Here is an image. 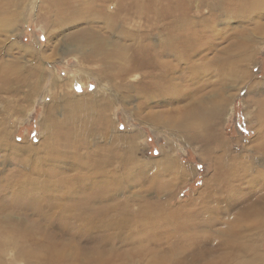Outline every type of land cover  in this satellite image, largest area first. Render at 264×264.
<instances>
[{"label":"rangeland","instance_id":"1","mask_svg":"<svg viewBox=\"0 0 264 264\" xmlns=\"http://www.w3.org/2000/svg\"><path fill=\"white\" fill-rule=\"evenodd\" d=\"M192 1L194 5L201 2L200 0ZM185 5H191V3L186 1L183 6ZM2 7L0 9V59L13 60L20 58L22 62H27L29 67L37 64L40 66L36 58L30 56L31 53L28 51L22 53L21 49H18V46L38 47L45 56L42 67H45L50 73L47 81L43 83V85L45 84L44 90L34 99H31L33 100L31 103L24 100V102L20 101L25 98L23 96L27 88L21 92H0V129L2 130L4 126L7 127L10 133L12 132L10 134L12 141H15L16 137V142L20 145L19 153L16 156L11 155L10 160L8 159L10 154L7 151L0 150V178H2L0 183L2 185H7V182H4L7 180L4 177L6 174L17 170L29 176L32 169L43 168L44 157L49 151H60L54 149L57 142L56 137L49 144L46 143L45 139L50 134V128L41 125L45 106L53 104L51 101L52 93L48 89L45 90V88L50 84L51 76L58 77L59 81L66 80L70 82L72 80V91L76 94L66 96L71 91L70 87L67 88V91L64 90L65 95H63V90H59L62 95L55 96L57 97L55 99L57 106L53 110V117L49 125L59 123L55 129L58 130L57 132L61 136L59 137L60 140L65 134L64 131L68 130L67 124L73 123L76 125L70 131L76 134L80 133L86 141L87 138L89 139L87 141L88 145L80 148V154L85 155L88 151L97 150L98 153H96L95 159L107 164L104 170L109 176L117 177L126 173L130 169V164L133 165L132 170L135 172L130 177L129 174H124L119 177V180L114 177L111 181L110 177V183L112 182L111 185L117 189V193L112 192L111 195L113 196L106 201L97 200L93 207L99 208L106 205L110 208L108 211L110 213L113 211L112 207H115L118 201L129 199L130 206H133L131 211L135 213L138 204L143 201L162 204L169 198L168 213L169 219L172 220L165 224H170L167 228L169 232H161L156 236L146 233L144 235L143 232H139L143 236L138 235L139 237H134L135 239L132 241L128 239L131 237H128L129 235L124 231L107 233L106 237L110 241L105 248L111 249L108 251L107 257H110L112 254L110 252L115 248L120 252L118 255L128 253L135 257L133 260H128V258L123 264H148V262L153 261L154 252L157 250L162 252H157V257L165 254L169 255L166 252L170 250L169 245L171 243L173 245L172 236H175V234H186L187 236L183 235L187 240L185 249H194L200 244V241L194 239L192 242L191 230H199L197 234L200 235L205 250L216 249V254L218 252L226 254L229 251L228 246L231 244L243 246L250 248V250L253 249L249 254L251 255L252 264H264V153L256 151V146L264 141V126L261 124L264 119L260 118L261 121L256 120L259 107H261V104L264 107V7L257 9L260 12V15L257 16H254L257 13L250 15L247 12L244 16H235L240 11L235 10L233 7H226L223 4L224 13L217 16L218 19L216 16V18L212 17V20L215 21L210 23L211 31L203 34L204 36H210V34L214 36L207 37L208 39L205 37L197 58L205 56L204 60H211L216 57L223 59L228 56V53H235L233 58L237 60V68L246 67V71L242 69H240L241 72L238 71V78L235 77L232 82L229 81L231 78L225 74V78L218 79L220 77L219 73H221V65L213 66L208 71L209 74L205 73L203 75L206 77L204 78L206 89L204 88L205 91L200 92V94L205 93L204 103L206 108L213 105L216 108H225L216 122H218L217 128L220 141H225L228 150L217 149L215 156L208 155L201 148V145L191 144L177 129H172L162 123H152L150 121L144 123L134 110V107L139 103L138 99L125 103V110H121L120 104L122 105V103L111 104L109 111H106V116L110 120L111 118L115 119V127L110 126L103 131L99 129L103 128V125L100 123L101 119L98 114L93 112V98L89 94L96 90L97 77H102V75L97 72L98 65L83 60V57L88 54V49L72 51L73 46L78 47L75 36L71 41L67 42L66 40L87 27L101 28V22L103 23V21L94 19L86 22L89 17L85 20L76 18V23H64L62 25L52 19L56 17H53L48 0H10L8 6L2 5ZM5 9L8 10V14ZM199 10L201 14H198V17L199 15L210 16L208 8L200 7ZM225 13L226 15H224ZM140 23H142L140 19L128 21L131 27ZM257 24H259L258 27ZM102 29L106 30L105 28ZM249 35L252 36L253 40L248 45L238 40V38L250 37ZM214 55L216 56L214 57ZM105 86V81L102 80L99 89L105 91ZM169 103H157L160 107L155 108L182 106L188 101L175 104ZM151 105L154 106L155 104L151 103ZM123 114L127 119L123 118ZM118 123H120V126ZM136 133H139L140 136L134 142L140 146L134 152L126 140L119 143L114 142L118 136L123 138ZM258 135L260 136L257 137ZM129 141L132 142V139H129ZM104 144L107 145L108 152L107 156L103 158V155L100 156V148H103ZM30 147L36 149L35 152H31L32 155L27 152ZM65 151V161L72 160L76 163L75 166L68 162H65V166L60 164L56 166L58 162L54 163L49 160L47 164H44V170H54L53 176L55 179L70 176L69 173L83 176L91 170L87 161L84 162L86 166L84 167V165H80L78 160L76 161V159L70 157L75 154V147L73 150L66 149ZM222 154L225 159L218 158ZM5 156L8 159L7 162H4L3 158ZM128 158L129 160L134 159V163H126L125 160ZM20 159H27V166L20 165L18 163ZM30 160H36L37 162L33 164ZM90 160L92 159L90 158ZM240 162L246 164L247 169H241L237 165ZM166 165L170 166L169 170ZM180 165L189 168L187 176H183L176 170ZM231 167H233L232 171L227 174L230 179L223 180L214 174L218 168L226 172ZM57 168H59L62 175L56 174ZM91 172L93 171L91 170ZM216 179L218 181L215 182ZM77 183L80 187L77 192L78 195H85L89 188L86 189L87 187L81 185L79 181ZM158 184H162V193L157 192L155 189V187L161 186ZM17 187L14 186L13 189H17ZM60 192L51 191L50 195L52 197L50 199L60 201ZM63 200L67 202L66 198ZM0 207L2 208V215L7 216L4 223L0 222V224H13L18 229L26 227L28 224L34 225L33 223L41 226L49 224L50 234L58 236L59 240L67 243L68 252H79L77 253L79 254L78 262L81 264H85L84 262L88 260L91 249L101 240L99 239L101 234L92 233L88 235L89 243L85 242L84 237L79 239L73 238L78 236L63 234L56 227L50 226V223L41 221L40 216L34 215L30 211L32 207L22 205L19 202L15 203L13 199L12 204L3 202ZM44 212L47 216L52 215L51 211L45 210ZM182 219L192 225L199 223L198 228L196 229L193 226L187 233L175 231V226ZM110 222L112 224L115 221L112 222V219H109ZM28 231L35 232V235L42 239V244H50L51 237H49L47 230L34 227ZM25 234L21 230L16 231L15 234L0 235V246H4L0 250V264H29L28 261L21 260L22 258H18L16 255V250H20L18 247L20 245L23 249H26V247L32 248L24 238ZM193 246L194 248H192ZM86 247L90 248L86 249ZM138 248L143 250L144 259H137L138 252L142 251ZM203 248H200V250H203ZM94 255L101 257L99 252ZM127 257H130V255H127ZM61 263L62 261H59V264ZM120 263L121 261H118V264Z\"/></svg>","mask_w":264,"mask_h":264},{"label":"bare ground","instance_id":"2","mask_svg":"<svg viewBox=\"0 0 264 264\" xmlns=\"http://www.w3.org/2000/svg\"><path fill=\"white\" fill-rule=\"evenodd\" d=\"M186 1L190 2L191 5L183 6L184 3L186 4ZM200 1V4L198 3L197 6L194 5L192 0H48L49 8L54 15L53 17H56L52 18L51 16V18L62 25L64 23L74 24L76 23V18L85 20L89 17L86 22L93 21L94 19L103 21V23L101 22V28L87 27L66 40L67 42L71 41L75 36V42L78 43V47L76 45L73 46L72 51H84L88 49V54L83 57V60L98 65L97 72L102 75V77H97L96 90L89 94L93 98V112L98 114L101 119L100 123L103 125V128H99L101 131L110 126L115 127V119L111 118L110 120L106 116V111H109L111 104L122 103V105L120 104L121 110H125V103L127 104L132 102L131 100L138 99L139 103L134 107V110H136L137 116L144 123L148 121L162 123L170 126L172 129H177L191 144L201 145V148L208 155L215 156L217 149L228 150L225 141H220L217 128L218 122H216L225 108H216L215 105L206 108V104L204 103L205 93L200 94V92L206 89V81L204 80L206 77L203 75L205 73L209 74L208 71L213 66L221 65V73H219L220 77L218 79L225 78V74L231 78L229 81L232 82L235 80V77L238 78V71L241 72L240 69L246 71V67L237 68V60L233 58L235 53H228V56L223 59L216 57L211 60H204L205 56L197 58V55L199 57L205 37L214 36L213 34H210V36H204L203 34L211 31L210 23L215 21L212 20V17L214 18L224 13L223 4L226 7H233L235 10L238 9L241 12L238 13L236 11L238 14L235 12V16H244L246 12L250 15L257 13L254 15L257 16L258 14L260 15L257 9L264 7V0ZM9 4L10 0H0V9L3 8L2 5L8 6ZM113 5L115 6L113 7ZM199 6L208 8L210 16L199 15L198 17V14H201ZM5 11L8 14V10L5 9ZM134 19H140L142 23L133 25L132 27L129 26L128 21ZM258 25L256 26L258 27ZM102 28L106 30L104 31ZM117 30L118 32H116ZM114 38L116 39L114 40ZM238 40L248 45L253 38L250 36L242 39L238 38ZM18 49H21L22 53H26L27 51L31 53L30 56H33L34 59L36 58L40 66L37 64L29 67L27 62H22L20 58L13 60L0 59V92H21L27 88L23 96L25 98L20 101L24 100L31 103L33 101L31 99H34L44 90L45 84L43 85V83L47 81L50 73H48L45 67H42V63L44 64L45 62V56L40 48L18 46ZM217 53L219 52L217 51ZM102 80L106 84L105 91L99 89ZM49 82L50 84L47 85L45 90L48 89L52 93L51 101L53 104L45 106L41 125L50 128V134L45 139L46 143L49 144L56 137L58 140L54 138L57 141L54 149L60 151H49L44 157V164H47L49 160L54 163L58 162L56 166H59V164L65 166V162L75 166L76 163L72 160L65 161V150H73L75 147V154H72L70 157L76 159V161L78 160L80 165H84V167H86L84 162L87 161L89 168L93 172L89 170L83 176L81 174H77L76 176L72 175L73 173H69L70 176L55 179L53 176L54 170H44V164L41 169H32L29 176L17 170L13 171L4 176L7 179L4 181L7 182V185L0 183V205L3 202L12 204L13 199L15 203L19 202L22 205L30 206L32 207L30 211L34 215L40 216L41 221L50 223V226L56 227L63 234L78 236L73 238L83 239L84 237L86 243L90 242L87 239L88 235L92 233L101 234L99 238L101 240L91 249L92 251L88 260L84 262L85 264H118V261H121L120 264H123L128 258V260H133L135 258L133 255L128 253L126 255H118L120 252L115 248L110 252L112 253L110 257H107L108 251L111 250L105 248L110 241L106 237L107 233L124 231L129 235L128 237L132 238H128L132 241L135 239L134 237L141 235L139 232H143L144 235L146 233L155 236L161 232H169L167 228H169L168 225L170 224L165 225L172 220L169 219L168 213L169 198L162 204L159 202L151 203L143 201L138 204V209H136L137 212L135 213L131 211L133 210V206H130L129 199L118 201L115 207H112L113 211L110 213H108L110 208L106 205L99 208L93 207L97 200L106 201L113 196L111 195L112 192L117 193V189L111 185L112 182L110 183V177L112 181V178L115 176H109L104 170L107 166L105 162L95 159V155L98 153L97 150L88 151L85 155L80 154V148L88 145L87 141L89 139L87 138L86 141L80 133L76 134L70 131L76 125L73 123L67 124L68 130L64 131L65 134L62 136V140L59 139L61 136L57 132L58 130L55 129L59 123L49 125L53 117V110L57 106L55 100L57 97L55 96L58 94L62 95L59 90H63V95H65L64 90L67 91V88L70 87L71 91L66 96L76 94L72 91V80L70 82L66 80L59 81L58 77L51 76ZM113 97L115 98L114 100L112 99ZM183 101H188V103L170 108H155L160 107L157 103L167 104L170 102L169 104H175ZM151 103L155 105L152 106ZM263 108L261 104L256 113V120L261 121L260 118L264 119ZM123 118L127 119L124 114ZM118 124L120 126V123ZM261 124L264 126L263 121ZM1 131L0 150L7 151L10 154L8 156L10 160L11 158L9 157L11 155L16 156L19 153L20 145L16 142L15 136V141H12L10 138L12 132L10 133L7 127L4 126ZM139 136V133L123 138L122 136H118L114 142L119 143L126 140L134 152L140 146L134 142ZM129 139H132V142ZM35 151L36 149L32 147L27 149L29 155H32L31 152ZM256 151L264 153V141L256 146ZM107 152V145L104 144V147L100 148V156L106 157ZM5 157L3 158L4 162H7L8 159ZM90 158L95 163L92 160L89 161ZM218 158L225 159V156L222 154ZM18 161L20 165L27 166V159H20ZM30 161L33 164L37 162L36 160ZM134 161L132 158L125 160L128 164L134 163ZM171 165L173 166V164ZM237 165L241 169H247L246 164L243 162ZM68 166L70 165L68 164ZM166 168L169 170L170 166L166 165ZM130 169L124 173L129 174V177L135 173L132 170L133 165L131 164ZM188 169L187 166L183 165L176 168L183 176L188 175ZM232 169L233 167L224 172L218 168L214 174L223 180H227L230 179V177H227V174ZM56 170V174H61L59 168ZM122 175L115 178L119 180V177H122ZM1 180L2 178H0ZM77 181L87 187L86 189L89 188L88 192L83 196L77 193L80 190ZM216 181L218 180L216 179ZM158 185L161 186H157L155 189L157 192L162 193V184ZM14 186H18L17 189H13ZM54 190L61 191L60 201L50 199L52 197L50 192ZM64 198L67 199V202L63 200ZM45 210L51 211L52 215L47 216L44 212ZM5 218L7 216L2 215V208L0 207V222L4 223ZM109 219L115 222L111 224V222L109 223ZM33 224H28L26 227H20L19 229L15 228L13 224H0V235L15 234L16 231L21 230L25 234L29 229L34 227L43 228V230L48 231L49 237H51L50 244H42V239L37 237L35 232L31 233V231H28L24 235V238L32 248L26 247V249H23L22 245L18 246L20 249L16 250L18 258L28 261L27 263L29 264H59V261H62L61 264H81L78 262L79 254L77 253L79 252H68L67 243L59 240L58 236L50 234V229H48L49 224H43V226L37 223ZM198 225L199 223L192 225L182 219L175 226V231L187 233L193 226L197 229ZM191 232L192 242L194 239L200 241V244L195 248L194 246L192 247L194 249H185L187 247V240L183 235L187 236L186 234L176 235L174 233L175 236H172L173 245L171 243V246L169 245L170 250L166 252L169 253L170 257L166 254L157 257V252L162 253L160 250H157L154 252L153 261L148 262V264H252L251 255L249 254L253 249L250 250V248L231 244L228 246V253L221 254L218 252L216 254V249L205 250L203 248L204 245L201 237L197 234L199 230H191ZM0 247L1 250L4 246L1 245ZM89 248L86 247V249ZM200 248H203V250H200ZM138 250L142 249L138 248ZM97 252H99L101 257L94 255ZM143 253V250L139 251L137 259L141 260L145 255ZM59 255L60 257H58ZM127 255H130V257H127Z\"/></svg>","mask_w":264,"mask_h":264}]
</instances>
